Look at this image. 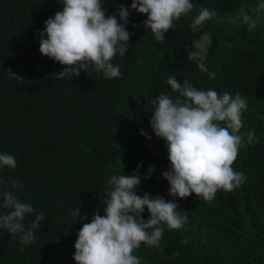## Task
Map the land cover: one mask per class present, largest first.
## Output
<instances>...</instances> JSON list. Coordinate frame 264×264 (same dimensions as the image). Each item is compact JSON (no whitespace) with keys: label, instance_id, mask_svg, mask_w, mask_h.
I'll return each instance as SVG.
<instances>
[{"label":"trees","instance_id":"1","mask_svg":"<svg viewBox=\"0 0 264 264\" xmlns=\"http://www.w3.org/2000/svg\"><path fill=\"white\" fill-rule=\"evenodd\" d=\"M190 2L192 11L174 22L161 43L145 29L147 16L131 10L132 0H102L106 16L120 5L130 10L128 51L112 60L120 76L106 79L89 67L78 77L56 80L52 74L64 66L43 56L39 41L45 21L63 10L62 3L0 0V154L14 156L17 165L0 168V192L12 191L32 205L26 227L44 215L37 239L27 246L0 229V264H75L78 232L98 207L105 214L101 193L110 190L109 180L131 175L137 165L136 194L173 201L187 216L178 230L161 225L158 246L135 250L141 264H264V0ZM205 8L215 15L193 31L192 21ZM205 32L212 41L205 63L214 79L187 59ZM9 69L21 79L9 76ZM173 75L199 90L239 94L247 102L238 133L244 140L233 164L246 180L233 192L218 191L210 202L195 194L173 200L162 178L170 164L165 141L150 126L152 101L161 94L178 96L167 84ZM252 131L256 142L248 144ZM13 181L20 187L13 188ZM9 211L0 207V214ZM149 215L145 209V222Z\"/></svg>","mask_w":264,"mask_h":264},{"label":"clouds","instance_id":"2","mask_svg":"<svg viewBox=\"0 0 264 264\" xmlns=\"http://www.w3.org/2000/svg\"><path fill=\"white\" fill-rule=\"evenodd\" d=\"M57 2L62 3L63 10L45 21L39 41L40 53L64 66V70L52 74L53 77L69 80L92 67L106 79L118 78L120 67L114 66L112 60L117 53L124 56L128 51L130 10L120 5L115 14L106 16L102 0ZM259 8L264 9V3H260ZM192 9L190 0H132L131 3L132 11L147 16L143 22L145 29L161 43L174 22ZM214 15L202 9L191 23L192 30H199ZM244 21L247 23L249 17L245 16ZM250 26L254 28L255 23ZM210 37L211 34L205 32L191 50L185 48L187 59L196 62L201 73H208L209 78L214 79L216 74L209 73L205 63L212 43ZM7 74L21 79L10 69ZM167 84L178 96L173 99L161 94L152 101L155 108L151 111L150 126L155 136L166 143L170 167L162 178L170 185L168 194L173 200H184L195 194L196 198L210 202L218 191L233 192L246 180L243 173L233 168L244 140L238 133L243 127L246 99L239 94L233 97L229 93L220 95L215 90H199L188 80L181 83L174 75L167 79ZM141 135L146 133L141 131ZM246 139L248 144L255 143L254 131L248 132ZM4 166L15 169V157L0 154V168ZM139 167L137 165V171L131 175H113L109 180L110 190L106 195L101 193L105 197L101 201L105 214L100 215L98 207L91 222L84 223L78 232L75 264H141L134 255L135 250L142 244L158 246L164 233L162 224L169 230H178L186 223L187 216L179 214L175 202L136 194L141 183ZM153 170L149 166V173ZM12 187L20 185L13 181ZM0 196L3 197L0 207L10 209L7 214H0V229L7 230L13 239L19 235L20 243L25 246L34 242L35 230L44 220L43 213L36 215L31 226L26 227V216L35 211L32 205L20 202L12 191L0 192ZM145 209L150 214L146 222ZM72 215L75 221L80 217L79 207Z\"/></svg>","mask_w":264,"mask_h":264}]
</instances>
